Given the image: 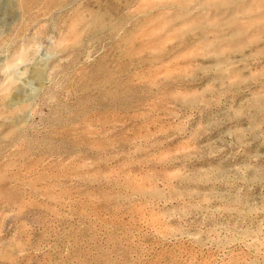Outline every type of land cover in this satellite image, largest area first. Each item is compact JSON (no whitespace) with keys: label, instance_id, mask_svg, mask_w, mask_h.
I'll list each match as a JSON object with an SVG mask.
<instances>
[{"label":"rangeland","instance_id":"rangeland-1","mask_svg":"<svg viewBox=\"0 0 264 264\" xmlns=\"http://www.w3.org/2000/svg\"><path fill=\"white\" fill-rule=\"evenodd\" d=\"M0 264H264V0H0Z\"/></svg>","mask_w":264,"mask_h":264}]
</instances>
